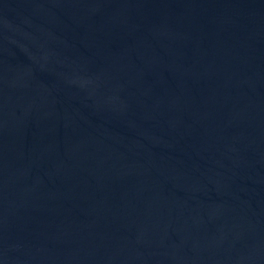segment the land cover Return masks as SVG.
Masks as SVG:
<instances>
[{"label": "water", "instance_id": "95a60500", "mask_svg": "<svg viewBox=\"0 0 264 264\" xmlns=\"http://www.w3.org/2000/svg\"><path fill=\"white\" fill-rule=\"evenodd\" d=\"M0 264H264V0H0Z\"/></svg>", "mask_w": 264, "mask_h": 264}]
</instances>
